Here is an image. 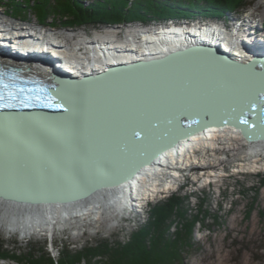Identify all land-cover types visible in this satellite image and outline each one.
<instances>
[{"label": "water", "instance_id": "1", "mask_svg": "<svg viewBox=\"0 0 264 264\" xmlns=\"http://www.w3.org/2000/svg\"><path fill=\"white\" fill-rule=\"evenodd\" d=\"M41 37L38 33L28 42L35 56L11 50L8 54L30 64L38 60L49 66L50 76L35 78L23 68L24 63L12 62L10 67L0 63V92L23 99L15 104L12 95L11 102L0 105V154L27 148L47 150L52 143L62 144L57 135H45L34 123L65 118L70 111L64 97L83 94L94 87L97 93L101 91V129L76 128L73 134H79L81 141L74 147H88L84 156H99L101 166L81 157L84 159L79 166L85 170L77 172L69 188L57 183L54 190L58 192L54 193H36L33 188L19 190L15 188L18 183L7 180L9 177L0 170V198L39 205L89 198L104 187L130 181L144 167L157 162L166 150L214 125L234 126L250 141L264 139V55L241 62L230 55L231 48L222 50L219 42L203 40L205 43L179 46L165 55L115 62L95 73L75 77L53 63L56 57L50 59L39 52L43 46L59 49V39L49 36L53 43H48ZM36 43L41 45L35 47ZM60 58L66 61L61 55ZM61 59L59 63L63 64ZM126 88L132 99L119 106L114 101V91L127 93ZM32 137L37 144H31ZM72 145L70 142L61 152ZM99 168L101 172L96 173ZM93 169L94 176H89ZM8 185L15 187L6 189ZM61 188L64 192L59 191Z\"/></svg>", "mask_w": 264, "mask_h": 264}, {"label": "bare ground", "instance_id": "2", "mask_svg": "<svg viewBox=\"0 0 264 264\" xmlns=\"http://www.w3.org/2000/svg\"><path fill=\"white\" fill-rule=\"evenodd\" d=\"M255 10L257 9L255 8ZM259 12V16L257 17L258 20H255L256 22H253L251 20L253 18L251 17L249 20L243 19V21H236L235 23L236 27L243 26V22H246V25L249 24L250 27H255L252 33L256 35L253 38L252 33L250 35L248 33L252 41L248 40L250 45L245 48L243 47L242 40L239 39H245L246 37L249 39V36L247 34L233 35V28L231 27L227 28L231 35H229V33H224L227 41H225L223 37L217 40L219 35L217 31H220L219 28H221L219 25H210L207 27L203 23L206 27H203L202 24L198 27L197 24H195L191 28V25L187 23L179 21L177 24V21L176 23L172 22L173 18L170 17L169 19L172 23L164 24L161 27L146 29L139 24L135 27H130L127 29L129 32L121 36L119 41L115 39L120 33V29L116 27L113 29L107 27L108 29L96 30L93 37L81 33L72 45L85 44L89 51L88 54H85L87 51H85L84 54L79 51L71 55L68 54V48L57 49L56 46H53L52 49H46V46L40 47L39 52L41 51V54H48L50 59L56 57L57 59H55L53 63L65 68L66 71L75 77L82 76L84 73H95L106 68L111 63L130 62L140 58L161 56L165 55L173 48L191 43L201 44L204 41L208 43L219 42L222 50L223 47L231 48L230 52L227 51L232 57L239 59L241 62H247L255 56H259L260 54L264 55V29L260 30L256 28L258 23L264 22V10ZM2 15L0 14V19L3 18ZM12 15L14 18L17 17L14 14ZM200 16H197V18ZM165 20H167V18ZM9 21L4 19L2 23H0L1 65L3 66L6 64V67H10L14 65H12V62L24 63L25 65L23 68L29 70L33 77L45 78L50 76L49 66L41 64L38 60L35 64L32 62L30 64L29 61L25 59L14 60L16 56L8 54V52H10L9 50H18L20 52H25L28 56H35L33 53L35 51H30L32 47L28 43L29 41L32 42V38L28 37V34L19 36V34L15 32V29L14 33L10 31V27H12V24L15 22ZM197 22H202V18ZM184 24L187 26H184ZM226 24L230 26L229 23ZM262 25L263 24H261V26ZM31 30L34 31L33 27H31L29 31ZM54 34V37L60 38L59 34ZM221 34L223 35L222 31H220V36ZM67 35V39H74L76 37L71 31H68ZM22 37L26 38V40L23 41L21 39ZM61 40L58 41V46L68 47L66 44L67 42L65 43ZM70 41L72 42V40ZM48 43H53V41ZM40 45L41 44L36 43L35 47H39ZM77 49L78 47L76 50ZM60 55L63 56L66 61L63 62ZM58 59H61L63 64L59 63L60 61ZM53 68L55 70V66ZM129 90L127 91V88L125 89L127 93L114 91V101H117L119 106L123 102L128 103V100L132 99V97L129 96ZM89 92L64 97L68 102L66 108L70 111L65 118H58L57 120L48 119L38 121L39 123H34L33 126L37 128L38 131L39 129L43 131L45 135L48 134L50 137L51 135L53 136V134L57 135L58 138L62 139V144L57 145L52 143L47 146V150H45V148H35L32 150L27 148L24 151L19 150L0 154L1 172L9 177L7 180L18 183V187L11 185L12 187L20 188L19 190H21V188H26L25 191L29 189L32 190L33 188V190H36V193H54L58 192V190H54L57 187V183L61 182L63 188H69L73 185V180L77 176V172L80 173V171L83 172L85 170H82L83 168L79 166L83 162L82 159H84L81 157L93 159L90 161L92 164L95 162V165L101 166L99 156L98 158H96L95 155L92 157L84 156L85 149L88 147L84 150V147L81 149L74 147L77 141H81L78 140L79 134L78 136L73 134L76 128L101 129V91L97 93L96 89L93 87L92 91ZM115 110L120 111L117 108ZM37 135L38 134L34 137H37ZM31 140L34 142L31 143L32 145L38 143L34 141L33 137ZM68 141L73 145L70 149L64 150L65 152H61L65 149L66 145H70ZM55 145H57L58 148H52ZM245 145L249 146L248 149L252 153L257 152V154L254 155L255 160L262 158L263 153L260 154V152H264V139L250 141L243 137L239 129L231 125L210 126L205 131L194 133L189 139L181 140L178 146L166 150L157 162L144 167L130 181L118 186L104 187L89 198L70 203L56 202L41 203L40 205L35 203H20L0 198V212L2 213V215H0V223L5 224L10 231H17L21 236L25 237L36 232L44 231L52 234L57 228L64 230L68 227L77 225L80 220L88 219L92 215L98 218L103 216V213H111L115 211V209H122V211H125L128 207H131L132 210H135L134 207H138V205L141 206L145 199L149 200L151 193L155 192L156 194L163 189L166 190L171 186L173 187V180L169 181L166 179L164 184L165 187L163 189H158V185L161 183L160 181L164 180V177H166L168 173L171 177L177 178L181 170H184L187 166L191 167L192 170L199 169L202 172L211 168L212 170L207 178V180H210L211 177L218 176L214 172L213 167L222 163L218 161V157L216 156L217 152L225 149L229 152L231 151V155L236 158L239 156L244 157L240 150H242ZM199 155L202 156L203 159L201 162L197 161ZM208 156L214 157L211 161H208L206 160ZM180 163L181 166L179 165ZM90 167L91 166H89V169ZM170 168L172 172L168 171ZM89 171V176H94L95 172H101V168L97 169L95 172L94 169ZM34 180L39 185L36 184ZM0 182L2 183L1 180ZM11 186L8 185L6 186L7 188H5L8 189ZM63 188L59 191L64 192L63 190L65 189ZM71 190L78 189L72 188Z\"/></svg>", "mask_w": 264, "mask_h": 264}, {"label": "rangeland", "instance_id": "3", "mask_svg": "<svg viewBox=\"0 0 264 264\" xmlns=\"http://www.w3.org/2000/svg\"><path fill=\"white\" fill-rule=\"evenodd\" d=\"M6 1L8 2L9 0ZM256 1L254 6L245 10H239L238 12L227 10L225 13L231 16L228 15L225 18L199 15L203 20L202 25L210 26V24H217L226 26V23L235 24L236 21L249 20L252 15L245 13L246 10L255 8L257 11L264 10V0ZM0 14H3V20L7 19L9 21L12 19L10 21L15 22L13 24H16L17 27L25 26V24L21 25V20H24V18L18 16L14 18L10 6L6 2L0 3ZM200 17H173L172 22L182 21L183 23L188 22L191 25L199 21ZM28 19L34 25L40 23L38 17L32 11L28 12ZM56 19L58 23L65 20L59 17H56ZM252 20L256 22L258 19L256 17ZM53 22H55V16L51 15L47 19L46 25L33 29L36 32L41 30L44 33L59 34V40L62 39L61 41L67 42L68 46H60V48H68V54L74 55L79 51L83 54L85 51H87L85 54L89 52L85 44L72 45L81 33L93 37L96 30L107 27L113 29L116 27L120 29V33L115 39L119 41L121 36L129 32L127 31L128 28L135 27L137 24L149 29L161 27L158 23L164 22L165 24H170L171 20H156L151 24H142V22L134 21L103 25L96 28L88 26H64L62 23L53 24ZM245 23L243 22L242 25H245ZM261 24L263 25L261 26ZM256 28L260 30L264 29V22L258 23ZM68 31L74 33L76 37L74 39H67ZM75 47H78V49L76 50ZM248 147V145H245L240 150L244 157L239 156L237 158L231 155V151L229 152L225 149L219 150L216 156L218 157V161L222 163L213 167L214 172L218 176H210V180H207V178L212 170L211 168L202 172L199 169L192 170L191 167L187 166V168L181 170L177 178L171 177L168 173L166 175L167 178L164 177L165 179L163 178L164 180L160 181L158 189L165 187L166 179L169 181L173 180V187L171 186L166 190L163 189L156 194L155 192L151 193L149 200L145 199L141 206L134 207L135 210H132L131 207H128L125 211L115 209L111 213H103V216L98 218L92 215L88 219L80 220L77 225L64 230L57 228L52 234L44 231L25 237L21 236L17 231H10L5 224L0 223V235L9 242L15 241L8 245L10 249L15 251H7L9 255L17 254L22 256L26 254V259L33 255L30 254V251H27L28 243L31 241L43 243L46 240L48 243V247L46 248L47 253L54 260H57L61 256L59 247H62L63 243L70 244L71 248L76 250L73 251L74 253L84 248L88 243H95L98 239H109L112 243L116 244L113 245L114 247L111 250H115L116 254L110 252L108 256L113 257L114 255L117 258L116 260H111L109 264H136L134 259L138 257L141 258L140 261L145 257L142 261L146 264H264V152H260V154L263 153L261 159L255 160L254 155L257 152L252 153ZM213 157L208 156L206 160L211 161ZM202 160V156L199 155L197 161L201 162ZM179 165L181 166V163ZM168 171L172 172L171 168ZM169 199L181 202L182 211L184 213L186 211L187 217L184 219L188 225L186 228H183L184 231L174 222V219L179 217L167 219L168 224L172 222L170 227L172 226L171 233H173V237L165 238L166 236L161 235V233L157 234V237L154 238V246L151 248L150 242L147 244V247L150 249L148 253L143 248L136 250L131 248V251H126L125 248L127 246L125 247L124 245H128L131 241L133 232L138 231L142 225L148 224L149 221L151 222L152 220L150 219L153 217L152 212L156 208L158 212V208L161 207L162 202H168ZM0 215H2L1 212ZM194 219H201V222L198 221L193 224ZM177 231L181 232L180 236L176 235ZM58 245L59 247H57ZM96 252L97 250L88 251L90 254ZM30 258L32 260H27V264L29 262L39 264V255L31 256ZM102 259L103 261L105 260L104 258ZM109 259L108 257L106 263L110 262ZM71 260L74 261L76 258ZM129 260H132V263ZM0 264L21 263L11 259H0ZM80 264L87 263L84 261Z\"/></svg>", "mask_w": 264, "mask_h": 264}, {"label": "trees", "instance_id": "4", "mask_svg": "<svg viewBox=\"0 0 264 264\" xmlns=\"http://www.w3.org/2000/svg\"><path fill=\"white\" fill-rule=\"evenodd\" d=\"M6 2L9 4L12 14L28 19V12L32 11L38 17L39 21L43 24H47L49 16H55V22L53 24H61L64 26H88L99 27L103 25H113L118 23H128L134 21H140L142 24H150L153 21L165 20L168 17L186 16L195 17L199 15L212 16L213 18H225L230 14H226L229 11H239L248 9L254 6L256 0H0V3ZM56 17L65 19L63 22L58 23ZM174 199V197H172ZM169 199L168 202H162L161 207L152 212L153 219L148 224H144L138 231H134L131 241L128 245H124L126 251H131L143 248L148 253L150 249L147 247L148 242L151 244V248L154 246V238L157 234L166 236L165 238L173 237L171 233L170 224L167 223V219L173 217H179L174 219L175 224L184 231L188 225L185 221V213L182 211V203ZM164 211V212H163ZM188 219V218H186ZM201 222V219L195 220ZM168 224V225H167ZM192 224V225H193ZM179 229V230H180ZM181 232L177 231L176 235L180 236ZM183 234V232H182ZM176 236V237H177ZM13 242V241H12ZM0 235V259L15 260L21 264H27V260H32L31 256H38L39 264H80L86 262L87 264H109L111 260L117 258L113 255L110 257V252L116 254L115 250L111 251L116 245L109 239H98L95 243L91 242L84 248L77 252L71 248L70 244L63 243L62 247H59L61 256L54 260L50 254L47 253L46 248L48 243L45 240L43 243L38 241H31L28 243L27 251H30L31 255L26 259V254L21 253L22 256L17 254L9 255V251L15 252L9 248V244H12ZM15 242V241H14ZM13 242V243H14ZM147 247V248H146ZM132 248V249H131ZM90 250H97L96 253H88ZM8 251V252H7ZM48 255H47V254ZM105 253V254H104ZM90 254V255H89ZM123 255V254H122ZM104 256V257H103ZM110 258L109 261L108 257ZM76 258L72 261L71 259ZM101 258H104L101 260ZM145 258V257H143ZM142 258V260H143ZM124 259V258H122ZM141 258L134 259L136 264H146L144 261H140ZM119 261V260H118ZM122 262V261H121ZM132 263V260H129ZM123 263V262H122ZM29 264H33L29 262Z\"/></svg>", "mask_w": 264, "mask_h": 264}, {"label": "snow or ice", "instance_id": "5", "mask_svg": "<svg viewBox=\"0 0 264 264\" xmlns=\"http://www.w3.org/2000/svg\"><path fill=\"white\" fill-rule=\"evenodd\" d=\"M21 91H23V89H21ZM0 99H3V97L2 96H0ZM246 123V122H245Z\"/></svg>", "mask_w": 264, "mask_h": 264}]
</instances>
